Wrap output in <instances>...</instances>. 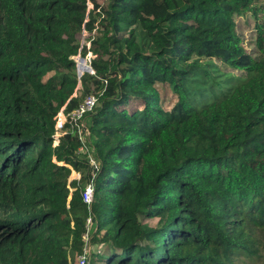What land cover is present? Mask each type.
I'll return each instance as SVG.
<instances>
[{
    "label": "trees",
    "instance_id": "16d2710c",
    "mask_svg": "<svg viewBox=\"0 0 264 264\" xmlns=\"http://www.w3.org/2000/svg\"><path fill=\"white\" fill-rule=\"evenodd\" d=\"M87 218L90 264H264V0H0V264H77Z\"/></svg>",
    "mask_w": 264,
    "mask_h": 264
},
{
    "label": "built area",
    "instance_id": "2783aa9c",
    "mask_svg": "<svg viewBox=\"0 0 264 264\" xmlns=\"http://www.w3.org/2000/svg\"><path fill=\"white\" fill-rule=\"evenodd\" d=\"M94 32L95 31H93L92 33H94ZM87 36H88V33L83 28L81 31V34L79 36V40H80L81 45L83 43H85L87 46H89L90 40L87 39ZM88 53H89L88 57L87 56H85L84 58L80 57V53H78L77 55H75L73 57L74 60L76 61L77 66H79V64L91 66L90 65L91 53L90 52H88ZM86 58H87V60H86ZM84 71L93 73L92 67H90L89 70H81V73H83ZM77 74H78V68H77ZM96 102H97L96 95L90 93V94L85 95L82 98V100L79 102L78 106L73 111H71L69 113H65L63 111V107H62L54 117V119H55V123H54V128H55L54 139H55V141H54V144H57L58 138L65 132L64 126L66 124H71V125L76 127L77 134L79 135V138L82 141L81 145L77 149L78 154L86 153L88 151V147L85 143V139L89 133L85 129L84 118H85V115L87 113H89L93 110L94 106L96 105ZM88 162L90 163V165L93 168H96L95 159L90 155H89ZM72 172H74V171H72ZM74 173H77V172H74ZM77 174H78V177H77V179H78L80 177V174L79 173H77ZM93 186L94 185L91 181V182H88L87 184H85V186L83 188L84 190L82 193V198L88 204L91 203V201H92V195H93V190H94ZM89 224H90V218H87V220H86L87 231L83 234L84 247H83L82 253H80L76 258L77 264H90L92 250H91V246L89 245V236H88Z\"/></svg>",
    "mask_w": 264,
    "mask_h": 264
},
{
    "label": "rangeland",
    "instance_id": "374dc122",
    "mask_svg": "<svg viewBox=\"0 0 264 264\" xmlns=\"http://www.w3.org/2000/svg\"><path fill=\"white\" fill-rule=\"evenodd\" d=\"M236 22H237V26H238V34L240 35L242 42H243V46L248 50L251 51L253 48V42H254V32H253V27H254V20L252 19L251 15L249 13L245 14V15H240L238 17H236ZM89 53L86 54V56L88 57ZM80 57H82L80 55ZM84 58V57H83ZM87 60V58H86ZM141 106V103L138 102H130L128 108L130 110L138 108ZM88 154V158H89ZM78 174L71 172L69 179L72 178H77ZM94 247L91 248V250H93Z\"/></svg>",
    "mask_w": 264,
    "mask_h": 264
},
{
    "label": "water",
    "instance_id": "95a60500",
    "mask_svg": "<svg viewBox=\"0 0 264 264\" xmlns=\"http://www.w3.org/2000/svg\"><path fill=\"white\" fill-rule=\"evenodd\" d=\"M84 61V60H83ZM91 66L89 65H84L82 66V68H80L79 66H77L78 68V75L80 76L82 73H81V70H89Z\"/></svg>",
    "mask_w": 264,
    "mask_h": 264
},
{
    "label": "bare ground",
    "instance_id": "6f19581e",
    "mask_svg": "<svg viewBox=\"0 0 264 264\" xmlns=\"http://www.w3.org/2000/svg\"><path fill=\"white\" fill-rule=\"evenodd\" d=\"M83 64H79V67L82 68Z\"/></svg>",
    "mask_w": 264,
    "mask_h": 264
}]
</instances>
